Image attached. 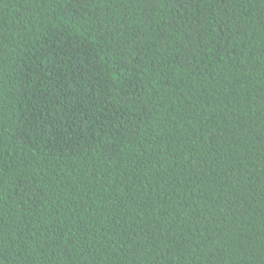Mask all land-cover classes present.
<instances>
[{"label": "trees", "instance_id": "1", "mask_svg": "<svg viewBox=\"0 0 264 264\" xmlns=\"http://www.w3.org/2000/svg\"><path fill=\"white\" fill-rule=\"evenodd\" d=\"M0 264H264V0H0Z\"/></svg>", "mask_w": 264, "mask_h": 264}]
</instances>
